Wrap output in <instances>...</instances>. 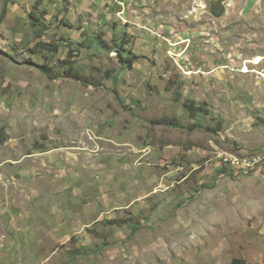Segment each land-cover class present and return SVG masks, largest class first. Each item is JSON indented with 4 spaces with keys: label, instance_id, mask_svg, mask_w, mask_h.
<instances>
[{
    "label": "rangeland",
    "instance_id": "rangeland-1",
    "mask_svg": "<svg viewBox=\"0 0 264 264\" xmlns=\"http://www.w3.org/2000/svg\"><path fill=\"white\" fill-rule=\"evenodd\" d=\"M15 1L0 0V264H264V161L221 162L264 156V78L232 70L264 65V0Z\"/></svg>",
    "mask_w": 264,
    "mask_h": 264
},
{
    "label": "trees",
    "instance_id": "trees-1",
    "mask_svg": "<svg viewBox=\"0 0 264 264\" xmlns=\"http://www.w3.org/2000/svg\"><path fill=\"white\" fill-rule=\"evenodd\" d=\"M15 3H17L15 0H5V4H4V7H3V15L7 14L8 6L10 4H15ZM2 17H4V16H2ZM30 17L33 19L32 20V24H33L34 27H38V26L41 25L39 23L40 22V18L35 13H31ZM45 29H46L45 25H44V28H43V26H41L38 29L39 30L38 38L40 39V42H39L38 46L45 45L44 41L42 40V37L44 35V30ZM96 41H99V38H97ZM100 45L103 48L107 47L105 44H102V43ZM116 50L118 52L119 58L121 60V63L124 64L125 67H127V68L133 67V64L140 58L139 55L133 54L132 52L126 50L124 44L119 45ZM126 52L129 53V54H127ZM66 63H67L66 73H68L67 74L68 77L77 79L79 81H82L83 80L82 73H79L78 71L74 70L75 67L72 66V62L71 61H66ZM41 67L43 68V70L46 73H48L49 68H48L47 65H41ZM84 81L87 82L86 78H85ZM184 106H185V108H186V110L188 112L195 111L196 113H203V112L207 111L205 106H202V104L197 105L194 100L185 101L184 102ZM164 121H166V124H172L171 120H161V123H163ZM176 126H178V125H176ZM222 165H223L222 171H226V172H228V171L231 172L232 170L235 171V168L231 167L230 165H226V164H222ZM232 264H245V263L242 260H240L239 258H236V259L233 260Z\"/></svg>",
    "mask_w": 264,
    "mask_h": 264
},
{
    "label": "built area",
    "instance_id": "built-area-1",
    "mask_svg": "<svg viewBox=\"0 0 264 264\" xmlns=\"http://www.w3.org/2000/svg\"><path fill=\"white\" fill-rule=\"evenodd\" d=\"M241 69L242 72H251L254 73L257 77L264 78V65L256 64L249 68L233 66L232 68L233 71L238 72H241ZM262 161H264V156L258 154L240 155L237 153H227L226 155H221L222 164L230 165L231 167L240 170H243V168H246L247 170H256L257 168H259L260 164L263 163Z\"/></svg>",
    "mask_w": 264,
    "mask_h": 264
},
{
    "label": "crops",
    "instance_id": "crops-1",
    "mask_svg": "<svg viewBox=\"0 0 264 264\" xmlns=\"http://www.w3.org/2000/svg\"><path fill=\"white\" fill-rule=\"evenodd\" d=\"M120 3H121L120 10L122 11V7L124 5L123 0H121ZM136 4H139V3H136ZM124 7H125V5H124ZM118 9L119 8H117L115 10H118ZM136 10H137V15H136L137 18H140V19L146 18V20H147V23L146 24H144V25L142 24L143 25V28L145 30H151V28L148 27V25L151 26V27H155V23H153L154 20H153V17L151 16L150 12L146 14V13H142V11L139 8H137Z\"/></svg>",
    "mask_w": 264,
    "mask_h": 264
},
{
    "label": "water",
    "instance_id": "water-1",
    "mask_svg": "<svg viewBox=\"0 0 264 264\" xmlns=\"http://www.w3.org/2000/svg\"><path fill=\"white\" fill-rule=\"evenodd\" d=\"M215 15L216 17H220L221 16V11H220V7H218L215 11Z\"/></svg>",
    "mask_w": 264,
    "mask_h": 264
},
{
    "label": "clouds",
    "instance_id": "clouds-1",
    "mask_svg": "<svg viewBox=\"0 0 264 264\" xmlns=\"http://www.w3.org/2000/svg\"><path fill=\"white\" fill-rule=\"evenodd\" d=\"M206 8H207V6H206Z\"/></svg>",
    "mask_w": 264,
    "mask_h": 264
}]
</instances>
